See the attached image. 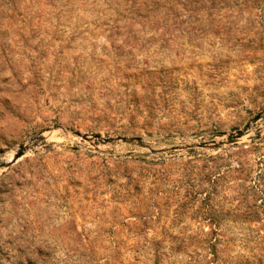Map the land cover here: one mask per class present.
<instances>
[{
    "label": "rangeland",
    "instance_id": "rangeland-1",
    "mask_svg": "<svg viewBox=\"0 0 264 264\" xmlns=\"http://www.w3.org/2000/svg\"><path fill=\"white\" fill-rule=\"evenodd\" d=\"M0 264H264V0H0Z\"/></svg>",
    "mask_w": 264,
    "mask_h": 264
},
{
    "label": "trees",
    "instance_id": "trees-1",
    "mask_svg": "<svg viewBox=\"0 0 264 264\" xmlns=\"http://www.w3.org/2000/svg\"><path fill=\"white\" fill-rule=\"evenodd\" d=\"M209 247H210V249L212 250V252H215L214 251V245L213 244H209ZM212 255H214V253H211ZM214 259H215V257H213V260L210 262V263H214L213 261H214ZM209 263V262H208Z\"/></svg>",
    "mask_w": 264,
    "mask_h": 264
},
{
    "label": "water",
    "instance_id": "water-1",
    "mask_svg": "<svg viewBox=\"0 0 264 264\" xmlns=\"http://www.w3.org/2000/svg\"><path fill=\"white\" fill-rule=\"evenodd\" d=\"M22 149H21V151L18 153V157H20V156H22Z\"/></svg>",
    "mask_w": 264,
    "mask_h": 264
}]
</instances>
